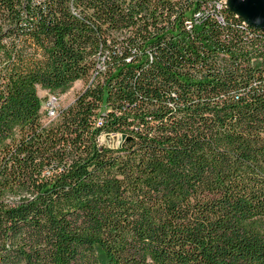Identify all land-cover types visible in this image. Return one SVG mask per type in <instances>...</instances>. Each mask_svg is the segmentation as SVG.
I'll use <instances>...</instances> for the list:
<instances>
[{
	"label": "trees",
	"instance_id": "trees-1",
	"mask_svg": "<svg viewBox=\"0 0 264 264\" xmlns=\"http://www.w3.org/2000/svg\"><path fill=\"white\" fill-rule=\"evenodd\" d=\"M226 1L0 0V264H264V30Z\"/></svg>",
	"mask_w": 264,
	"mask_h": 264
},
{
	"label": "rangeland",
	"instance_id": "rangeland-1",
	"mask_svg": "<svg viewBox=\"0 0 264 264\" xmlns=\"http://www.w3.org/2000/svg\"><path fill=\"white\" fill-rule=\"evenodd\" d=\"M84 88V82H76L74 83L71 88L68 89L67 92L65 93H53L50 94L49 92L38 88L37 93L39 98H41L42 100V107H41V111L44 114V105L46 104V102L50 99V98H57V106L58 108H64L69 106V104H71L74 100H75V96L76 94H78L79 92H81V90ZM100 143H103L107 146H111V147H116V145L119 144V138L116 136H102L100 139Z\"/></svg>",
	"mask_w": 264,
	"mask_h": 264
},
{
	"label": "water",
	"instance_id": "water-1",
	"mask_svg": "<svg viewBox=\"0 0 264 264\" xmlns=\"http://www.w3.org/2000/svg\"><path fill=\"white\" fill-rule=\"evenodd\" d=\"M237 3L236 8L243 12L250 14L252 20L250 22H245L249 26H253L257 29L264 30V26H257L256 23L264 24V0H240ZM227 8L230 9L235 15L240 16L243 20V16L238 12H235L226 3Z\"/></svg>",
	"mask_w": 264,
	"mask_h": 264
},
{
	"label": "built area",
	"instance_id": "built-area-1",
	"mask_svg": "<svg viewBox=\"0 0 264 264\" xmlns=\"http://www.w3.org/2000/svg\"><path fill=\"white\" fill-rule=\"evenodd\" d=\"M226 5V2H225ZM244 24H246L244 22ZM247 25V24H246ZM57 98H50L46 104L44 105V114L46 115V119L51 120L54 119V117L57 116V110H58V106H57Z\"/></svg>",
	"mask_w": 264,
	"mask_h": 264
},
{
	"label": "bare ground",
	"instance_id": "bare-ground-1",
	"mask_svg": "<svg viewBox=\"0 0 264 264\" xmlns=\"http://www.w3.org/2000/svg\"><path fill=\"white\" fill-rule=\"evenodd\" d=\"M238 1H240V0H227L226 3H227V5H228L230 8H232L235 12H237V13L239 12V13L243 16L244 21H245L246 23H247V22H250V21L252 20L250 14H248L247 12L245 13V12L239 10V8H236V6H237V3H236V2H238ZM256 25H257V26H264V24H261V23H256Z\"/></svg>",
	"mask_w": 264,
	"mask_h": 264
}]
</instances>
